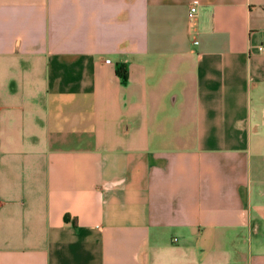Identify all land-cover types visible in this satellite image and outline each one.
I'll return each mask as SVG.
<instances>
[{"label":"crops","instance_id":"obj_1","mask_svg":"<svg viewBox=\"0 0 264 264\" xmlns=\"http://www.w3.org/2000/svg\"><path fill=\"white\" fill-rule=\"evenodd\" d=\"M260 44L264 0H0V264H264Z\"/></svg>","mask_w":264,"mask_h":264},{"label":"built area","instance_id":"obj_2","mask_svg":"<svg viewBox=\"0 0 264 264\" xmlns=\"http://www.w3.org/2000/svg\"><path fill=\"white\" fill-rule=\"evenodd\" d=\"M198 6H199V2H198V1H194V2L191 4L190 12H189L190 22H193V21L195 20ZM256 51H257L258 53L264 55V44H260V45H258L257 48H256Z\"/></svg>","mask_w":264,"mask_h":264},{"label":"trees","instance_id":"obj_3","mask_svg":"<svg viewBox=\"0 0 264 264\" xmlns=\"http://www.w3.org/2000/svg\"><path fill=\"white\" fill-rule=\"evenodd\" d=\"M117 75L122 79V81L124 82V83H126L127 82V80H128V75H127V72L125 71V69H124V67H118L117 68Z\"/></svg>","mask_w":264,"mask_h":264}]
</instances>
